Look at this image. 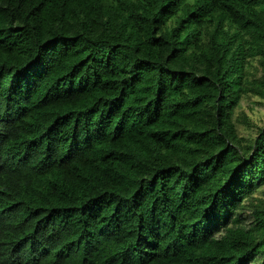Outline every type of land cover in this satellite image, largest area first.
I'll use <instances>...</instances> for the list:
<instances>
[{"label":"trees","instance_id":"1","mask_svg":"<svg viewBox=\"0 0 264 264\" xmlns=\"http://www.w3.org/2000/svg\"><path fill=\"white\" fill-rule=\"evenodd\" d=\"M244 99L264 0H0V264H264Z\"/></svg>","mask_w":264,"mask_h":264},{"label":"rangeland","instance_id":"2","mask_svg":"<svg viewBox=\"0 0 264 264\" xmlns=\"http://www.w3.org/2000/svg\"><path fill=\"white\" fill-rule=\"evenodd\" d=\"M240 109L249 113L250 116L257 120L260 124L264 121V105H256L252 100L244 99L238 110ZM259 118L261 120H259Z\"/></svg>","mask_w":264,"mask_h":264}]
</instances>
